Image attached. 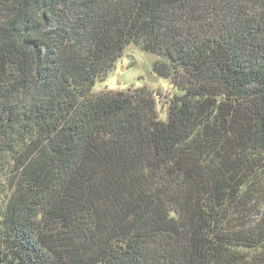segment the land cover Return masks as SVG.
I'll return each instance as SVG.
<instances>
[{
	"label": "trees",
	"instance_id": "trees-1",
	"mask_svg": "<svg viewBox=\"0 0 264 264\" xmlns=\"http://www.w3.org/2000/svg\"><path fill=\"white\" fill-rule=\"evenodd\" d=\"M0 264H264V0H0Z\"/></svg>",
	"mask_w": 264,
	"mask_h": 264
},
{
	"label": "rangeland",
	"instance_id": "rangeland-1",
	"mask_svg": "<svg viewBox=\"0 0 264 264\" xmlns=\"http://www.w3.org/2000/svg\"><path fill=\"white\" fill-rule=\"evenodd\" d=\"M156 59L157 56L144 51L139 46L134 44L128 46L107 78L96 82L94 93L147 88L156 98L159 117L166 120L169 99L180 94V91L171 80L160 77L153 71V63Z\"/></svg>",
	"mask_w": 264,
	"mask_h": 264
}]
</instances>
